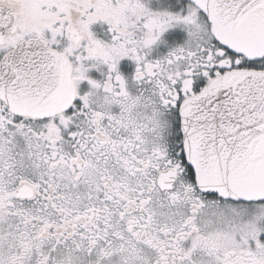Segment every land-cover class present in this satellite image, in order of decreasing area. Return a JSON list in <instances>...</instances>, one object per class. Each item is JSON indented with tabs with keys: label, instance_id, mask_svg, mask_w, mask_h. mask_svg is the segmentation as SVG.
Wrapping results in <instances>:
<instances>
[{
	"label": "snow or ice",
	"instance_id": "obj_1",
	"mask_svg": "<svg viewBox=\"0 0 264 264\" xmlns=\"http://www.w3.org/2000/svg\"><path fill=\"white\" fill-rule=\"evenodd\" d=\"M0 264H264V0H0Z\"/></svg>",
	"mask_w": 264,
	"mask_h": 264
}]
</instances>
